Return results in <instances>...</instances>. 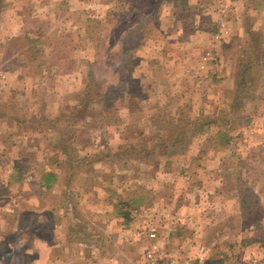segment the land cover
Here are the masks:
<instances>
[{"label":"rangeland","instance_id":"rangeland-1","mask_svg":"<svg viewBox=\"0 0 264 264\" xmlns=\"http://www.w3.org/2000/svg\"><path fill=\"white\" fill-rule=\"evenodd\" d=\"M0 264H264V0H0Z\"/></svg>","mask_w":264,"mask_h":264},{"label":"trees","instance_id":"trees-1","mask_svg":"<svg viewBox=\"0 0 264 264\" xmlns=\"http://www.w3.org/2000/svg\"><path fill=\"white\" fill-rule=\"evenodd\" d=\"M53 176L51 175V174H49V175H47L44 179H43V181H45L46 183L47 182H49L50 180H51V178H52ZM17 179L18 178V176H16V174H15V176H14V179Z\"/></svg>","mask_w":264,"mask_h":264},{"label":"built area","instance_id":"built-area-1","mask_svg":"<svg viewBox=\"0 0 264 264\" xmlns=\"http://www.w3.org/2000/svg\"><path fill=\"white\" fill-rule=\"evenodd\" d=\"M153 237H154V234H151V235H150V238H153Z\"/></svg>","mask_w":264,"mask_h":264}]
</instances>
